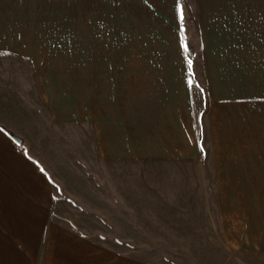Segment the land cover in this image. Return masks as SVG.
Listing matches in <instances>:
<instances>
[{
    "label": "crops",
    "instance_id": "obj_1",
    "mask_svg": "<svg viewBox=\"0 0 264 264\" xmlns=\"http://www.w3.org/2000/svg\"><path fill=\"white\" fill-rule=\"evenodd\" d=\"M23 83L53 125L86 128L99 163L213 198L222 264L264 255V0H0V85ZM6 104L0 94V264H139L114 253V216L102 222L114 186L80 192L79 220H60L72 205L23 151Z\"/></svg>",
    "mask_w": 264,
    "mask_h": 264
},
{
    "label": "rangeland",
    "instance_id": "obj_2",
    "mask_svg": "<svg viewBox=\"0 0 264 264\" xmlns=\"http://www.w3.org/2000/svg\"><path fill=\"white\" fill-rule=\"evenodd\" d=\"M198 85L201 88L200 81ZM45 87L53 94L62 93L68 87L78 88ZM0 94L7 98V120L17 126L14 134L23 144V151L48 177L53 188L63 194L64 203L72 205L69 212L65 209L64 214H60V220L62 215L73 222L79 220L80 192L87 194L94 189L114 186V193L118 194L114 196V201L118 202L114 205V214L104 213L102 219L98 213H87L86 222L98 216L104 227H110V215L114 216V229L107 232L114 231V253L118 254L120 262L134 258L139 264H182L181 258H186L183 264H222L220 253L227 250L221 243H211L206 229L208 220L217 221L218 213L212 211L213 198L196 196V193L191 196L195 191L189 189L190 180L161 181L157 171L152 175L154 180H147L140 165L114 167L99 163L90 141L84 136L86 128L66 131L63 126L50 122L40 101L38 86L0 85ZM177 192L180 196H176ZM170 202H177V207L187 213H170ZM185 223L192 227L197 225L198 229H193V234L188 233L190 229L180 228ZM234 257L241 259L237 261ZM263 258L264 255H232L231 264H263Z\"/></svg>",
    "mask_w": 264,
    "mask_h": 264
},
{
    "label": "snow or ice",
    "instance_id": "obj_3",
    "mask_svg": "<svg viewBox=\"0 0 264 264\" xmlns=\"http://www.w3.org/2000/svg\"><path fill=\"white\" fill-rule=\"evenodd\" d=\"M180 18H181V20H183V10L181 9V12H180ZM186 47V50H187V46H185ZM189 67L191 68V61L189 60ZM189 83L191 84L192 83V81H189Z\"/></svg>",
    "mask_w": 264,
    "mask_h": 264
}]
</instances>
